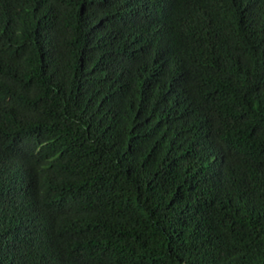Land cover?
Listing matches in <instances>:
<instances>
[{"label":"trees","instance_id":"1","mask_svg":"<svg viewBox=\"0 0 264 264\" xmlns=\"http://www.w3.org/2000/svg\"><path fill=\"white\" fill-rule=\"evenodd\" d=\"M0 264H264V0H0Z\"/></svg>","mask_w":264,"mask_h":264}]
</instances>
